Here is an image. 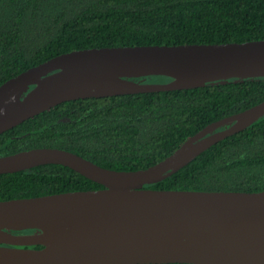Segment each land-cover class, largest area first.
I'll return each mask as SVG.
<instances>
[{"label": "water", "instance_id": "water-1", "mask_svg": "<svg viewBox=\"0 0 264 264\" xmlns=\"http://www.w3.org/2000/svg\"><path fill=\"white\" fill-rule=\"evenodd\" d=\"M150 76L174 80L146 82ZM260 77L264 40L76 50L0 85V135L71 100ZM263 116L264 101L208 125L163 161L138 171L107 169L59 148L0 157V174L57 164L104 186L0 201V264H264V191L146 187ZM30 230L41 232L24 233Z\"/></svg>", "mask_w": 264, "mask_h": 264}, {"label": "trees", "instance_id": "trees-1", "mask_svg": "<svg viewBox=\"0 0 264 264\" xmlns=\"http://www.w3.org/2000/svg\"><path fill=\"white\" fill-rule=\"evenodd\" d=\"M254 40H264V0H0V85L76 50ZM173 80L150 76L146 82ZM263 101L264 77L71 100L1 134L0 157L59 148L107 169L143 170L172 155L208 125ZM146 187L264 191V116ZM102 188L57 164L0 174V201Z\"/></svg>", "mask_w": 264, "mask_h": 264}]
</instances>
